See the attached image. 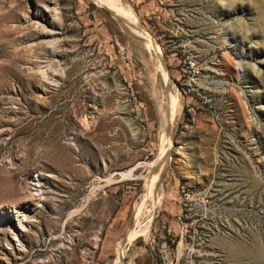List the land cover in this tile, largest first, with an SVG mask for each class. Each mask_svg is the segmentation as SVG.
I'll return each instance as SVG.
<instances>
[{
    "label": "rangeland",
    "instance_id": "rangeland-1",
    "mask_svg": "<svg viewBox=\"0 0 264 264\" xmlns=\"http://www.w3.org/2000/svg\"><path fill=\"white\" fill-rule=\"evenodd\" d=\"M120 3L159 55L91 0H0V264H264V0Z\"/></svg>",
    "mask_w": 264,
    "mask_h": 264
},
{
    "label": "bare ground",
    "instance_id": "bare-ground-1",
    "mask_svg": "<svg viewBox=\"0 0 264 264\" xmlns=\"http://www.w3.org/2000/svg\"><path fill=\"white\" fill-rule=\"evenodd\" d=\"M91 1L99 7L109 10L115 17L119 18L120 21L123 22V25L127 26L132 34L136 35L137 38H139L140 40H142L144 42V46L147 49L151 50L152 52H154L156 54L159 53L158 47L156 46V44L151 39H149L145 35L144 30L142 29L141 31L140 30L137 31V29L135 27L139 26V23H138V20H137L135 13L133 11L127 9V8H124L121 5L120 0H91ZM156 68H157L158 72H160L164 75V79L166 80V83L169 85V81L167 79L166 72L164 71L162 65L157 64ZM170 92L171 91L169 90L167 104H166L168 121H170L180 111V105H179V101H178L177 97L172 96L170 94ZM161 105H162V102L160 101L159 106L161 107ZM170 147H171L170 138L164 136L161 143L159 144V147H158L159 151H160L158 159H156V160H154L148 164L149 167L158 169L157 170L158 172L155 175V179L152 180L151 182L147 181L148 184H147L146 192L147 193L149 192L148 194H150L149 197L151 198L150 210H147L144 205H142L138 208L134 224L132 225V227L127 232V238L128 239H133V238L140 236V235L146 236L149 233L151 223H152V220H151L152 217L150 216V212L155 211L157 208L160 207V203H161V199H162V196L157 195L158 194L157 193L158 177H159L158 175L161 174V172L164 170V168L167 165L166 159L168 157V151H169ZM150 185H151V189L149 187ZM144 213H145L147 219L144 223H140L139 219L143 216ZM15 237L17 238V236H15ZM18 239H20V238L18 237L17 240Z\"/></svg>",
    "mask_w": 264,
    "mask_h": 264
},
{
    "label": "built area",
    "instance_id": "built-area-1",
    "mask_svg": "<svg viewBox=\"0 0 264 264\" xmlns=\"http://www.w3.org/2000/svg\"><path fill=\"white\" fill-rule=\"evenodd\" d=\"M189 67L191 69H196L197 65L195 62H189ZM28 188L30 190V199L37 208H42L44 204V184L40 178V173L35 172L27 179ZM77 232L73 233H62L59 238V244L55 247V250H65L68 249L74 242ZM52 251V250H51ZM47 261V260H46Z\"/></svg>",
    "mask_w": 264,
    "mask_h": 264
},
{
    "label": "crops",
    "instance_id": "crops-1",
    "mask_svg": "<svg viewBox=\"0 0 264 264\" xmlns=\"http://www.w3.org/2000/svg\"><path fill=\"white\" fill-rule=\"evenodd\" d=\"M111 195V193H110ZM112 195H116V192L114 191ZM118 200L116 207L114 208V211H112L109 223H107L105 229H103L101 233V238L103 237L102 240H100V245L98 250L100 251V247H102V243H106L110 238H116L118 234L120 233V229L123 228V225L125 224L124 220L126 217V206L125 202L126 199L123 196L117 195L115 196ZM111 239V240H112Z\"/></svg>",
    "mask_w": 264,
    "mask_h": 264
},
{
    "label": "water",
    "instance_id": "water-1",
    "mask_svg": "<svg viewBox=\"0 0 264 264\" xmlns=\"http://www.w3.org/2000/svg\"><path fill=\"white\" fill-rule=\"evenodd\" d=\"M119 23H120L121 27H122L126 32H128L129 34H131V33H130V30L128 29V27L125 26V25H123V22L119 21ZM136 38H137V37H136ZM137 39L140 40L139 38H137Z\"/></svg>",
    "mask_w": 264,
    "mask_h": 264
}]
</instances>
